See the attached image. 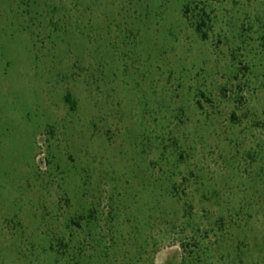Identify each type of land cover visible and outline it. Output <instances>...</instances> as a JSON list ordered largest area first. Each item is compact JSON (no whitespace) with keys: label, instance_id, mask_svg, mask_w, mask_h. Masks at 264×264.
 I'll use <instances>...</instances> for the list:
<instances>
[{"label":"rangeland","instance_id":"obj_1","mask_svg":"<svg viewBox=\"0 0 264 264\" xmlns=\"http://www.w3.org/2000/svg\"><path fill=\"white\" fill-rule=\"evenodd\" d=\"M185 215L264 264V0H0V264H180Z\"/></svg>","mask_w":264,"mask_h":264},{"label":"trees","instance_id":"obj_2","mask_svg":"<svg viewBox=\"0 0 264 264\" xmlns=\"http://www.w3.org/2000/svg\"><path fill=\"white\" fill-rule=\"evenodd\" d=\"M191 7H192V4H190L189 2H187L183 7V10H184L183 12L187 18L189 17L190 12L192 11ZM195 9H200L198 4L195 5ZM210 19H211L210 15L204 10H202V13L199 15V21L196 22V26H195L196 31L203 39L207 38V33L206 31L203 30V27L207 26V22L210 21ZM55 29L56 31H59L57 26H55ZM65 100L71 106L72 109L76 108V102L72 99L71 95L69 94L66 95ZM233 118L235 119V115L233 116ZM179 187H181V185L174 186L173 192H172V199H175L177 195L179 194L180 192ZM93 216L94 214L91 213L90 216L86 217V219L89 220V218ZM185 216L188 217L187 215ZM88 225L90 227L92 226L91 221L88 222ZM185 227L188 229L190 227L192 231V236L190 237V241H191L190 243L183 242L182 244V248L184 249L186 256L184 255L180 264H201L204 261V259H209L207 256V251H206L207 248H205V246H203L202 244V240H204V237L199 236L198 238L201 228L195 224H192V220L189 217L187 218V221L185 222Z\"/></svg>","mask_w":264,"mask_h":264}]
</instances>
